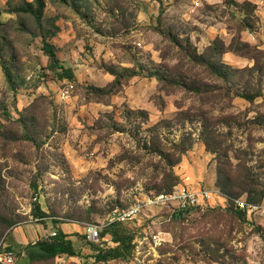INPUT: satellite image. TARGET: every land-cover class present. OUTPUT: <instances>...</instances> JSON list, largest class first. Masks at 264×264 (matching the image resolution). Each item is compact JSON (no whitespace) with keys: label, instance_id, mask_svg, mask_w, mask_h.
I'll list each match as a JSON object with an SVG mask.
<instances>
[{"label":"rangeland","instance_id":"rangeland-1","mask_svg":"<svg viewBox=\"0 0 264 264\" xmlns=\"http://www.w3.org/2000/svg\"><path fill=\"white\" fill-rule=\"evenodd\" d=\"M41 2L43 32L34 0H0V253L27 264L68 225L79 256L35 264H264V0ZM177 186L219 196L146 211L129 260H95L114 226L86 225Z\"/></svg>","mask_w":264,"mask_h":264},{"label":"trees","instance_id":"trees-1","mask_svg":"<svg viewBox=\"0 0 264 264\" xmlns=\"http://www.w3.org/2000/svg\"><path fill=\"white\" fill-rule=\"evenodd\" d=\"M37 8L36 10H29V13L34 16L37 28L40 32H43L42 26V11L43 6L41 0H34ZM31 5V4H28ZM43 51L50 59V70L55 73L61 79H69L73 77L71 69H67L61 65L55 50L43 37L42 39ZM60 70V71H59ZM245 98L252 100L253 97L244 95ZM34 212L37 216L43 215L40 207L34 208ZM191 212V211H190ZM189 213L185 212V214ZM184 214V213H180ZM180 214L172 215L177 216ZM170 216V214H168ZM170 216V218L172 217ZM114 229L112 231V241L115 244L114 247L104 248L99 244L93 246L95 252L94 258L98 262L113 261L118 259L129 260L133 253L134 236L122 224H113ZM107 231V230H106ZM63 231L59 230L54 237H48L45 240H40L35 244H29L27 246H21L28 256L27 264L35 263H47L50 260L62 259V258H74L79 254L74 247L73 241Z\"/></svg>","mask_w":264,"mask_h":264},{"label":"built area","instance_id":"built-area-1","mask_svg":"<svg viewBox=\"0 0 264 264\" xmlns=\"http://www.w3.org/2000/svg\"><path fill=\"white\" fill-rule=\"evenodd\" d=\"M216 196H219V193L215 190L200 189L192 191L184 186H177L169 193L147 198V200L126 209L121 208L113 210L108 217L107 225H86L85 238L89 243H99L101 241L103 228L111 224L118 223L126 225L142 216L146 211L155 208H161L162 211L170 214V216L198 210L206 206L209 207V204L212 203ZM248 207L245 201H237V208L239 210H245ZM146 208H148V210ZM56 235L57 232H53L48 237H54ZM151 238L155 245L158 244V241L161 242L160 237L156 236V234L151 235ZM0 264H15L13 255L11 253H0Z\"/></svg>","mask_w":264,"mask_h":264},{"label":"crops","instance_id":"crops-1","mask_svg":"<svg viewBox=\"0 0 264 264\" xmlns=\"http://www.w3.org/2000/svg\"><path fill=\"white\" fill-rule=\"evenodd\" d=\"M60 230L63 231L66 235L70 236V231H72V228L68 225H62ZM46 232L47 230L45 229V227H42L38 230L37 234L40 235L41 238H45ZM15 233L17 237V243L19 245H25L26 243H28L29 236H27L23 231L18 232V230H15ZM69 238L71 239V236Z\"/></svg>","mask_w":264,"mask_h":264},{"label":"bare ground","instance_id":"bare-ground-1","mask_svg":"<svg viewBox=\"0 0 264 264\" xmlns=\"http://www.w3.org/2000/svg\"><path fill=\"white\" fill-rule=\"evenodd\" d=\"M148 210V208H146Z\"/></svg>","mask_w":264,"mask_h":264}]
</instances>
